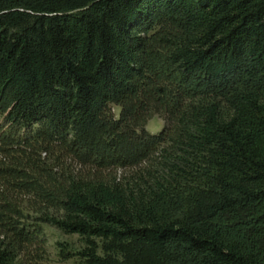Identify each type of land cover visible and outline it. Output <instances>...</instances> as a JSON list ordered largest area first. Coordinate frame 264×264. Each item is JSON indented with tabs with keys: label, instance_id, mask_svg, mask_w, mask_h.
Here are the masks:
<instances>
[{
	"label": "trees",
	"instance_id": "16d2710c",
	"mask_svg": "<svg viewBox=\"0 0 264 264\" xmlns=\"http://www.w3.org/2000/svg\"><path fill=\"white\" fill-rule=\"evenodd\" d=\"M45 225L84 264H264V0H0V264Z\"/></svg>",
	"mask_w": 264,
	"mask_h": 264
},
{
	"label": "rangeland",
	"instance_id": "374dc122",
	"mask_svg": "<svg viewBox=\"0 0 264 264\" xmlns=\"http://www.w3.org/2000/svg\"><path fill=\"white\" fill-rule=\"evenodd\" d=\"M120 111L119 108H114V112L118 114ZM167 125V122L164 121V117L161 114L155 115L147 126V130L152 134L160 133ZM56 154H64L57 151ZM157 158L161 157L158 153ZM61 159L65 160L67 157L61 155ZM149 163L143 164L140 167L136 168H127V169H117V170H108L105 171L106 174L117 177H129L139 168H144ZM43 238L45 239L44 244L38 250L40 257H37L38 264H84L78 256H70L66 258V254L70 252H76L82 250L86 243L85 240L79 234H70L61 231L60 229L54 226L45 225L43 227ZM36 252V251H35Z\"/></svg>",
	"mask_w": 264,
	"mask_h": 264
}]
</instances>
